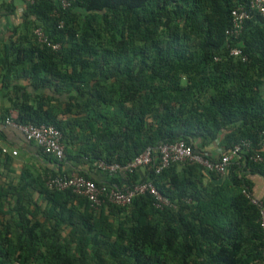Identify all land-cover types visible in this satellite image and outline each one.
Returning <instances> with one entry per match:
<instances>
[{
    "label": "trees",
    "instance_id": "16d2710c",
    "mask_svg": "<svg viewBox=\"0 0 264 264\" xmlns=\"http://www.w3.org/2000/svg\"><path fill=\"white\" fill-rule=\"evenodd\" d=\"M67 2L0 0V21L16 15L0 32V122L13 110L63 145L61 160L38 147L18 171L0 150V264H264V19L252 0ZM175 143L212 163L241 152L223 176L189 160L161 168L160 147ZM147 149L146 166L99 168ZM72 175L103 190L98 205L47 185ZM141 185L165 203L149 189L126 205L106 196Z\"/></svg>",
    "mask_w": 264,
    "mask_h": 264
},
{
    "label": "built area",
    "instance_id": "2783aa9c",
    "mask_svg": "<svg viewBox=\"0 0 264 264\" xmlns=\"http://www.w3.org/2000/svg\"><path fill=\"white\" fill-rule=\"evenodd\" d=\"M26 2L33 3L35 0H25ZM61 3L63 8H66L69 3L67 0H57ZM251 8L256 9L264 19V0H252ZM234 28L232 32H237L238 27L242 19L247 18L245 11L239 13L234 12ZM35 35L39 41H43L44 37L40 30L35 31ZM56 46L54 47V49ZM230 54L233 57H239L241 52L238 49H232ZM17 115H10L5 118L0 125L2 127H9L19 131L25 138L36 143V145L43 149L44 153L53 155L57 160L63 158V145L61 144V134L57 129L52 126H33V125H21L16 123ZM247 147V144H243ZM0 150L2 153H8V150L2 146L0 138ZM241 152V148L237 145L233 150L222 156L219 161L212 163L207 158L199 155H194L190 147L184 143H175L173 145H164L160 147L161 154V168L167 167L169 163L182 162V161H193L206 167L208 170L214 171L220 176L225 175L230 161ZM12 155H16L15 151L11 152ZM152 160L151 151L147 149L143 154L138 156L131 164L121 168L118 165H104L99 164V168L106 170L109 173H114L123 169H134L136 167H142L148 165ZM259 156L254 157V161H259ZM160 168V169H161ZM159 171V170H158ZM49 188H56L59 190L72 189L75 193L88 198L93 204H99V195L103 190L98 189L93 181L86 180L82 177L71 176L69 178H55L50 179L47 182ZM150 194L156 195L158 201L165 203V201L157 195L156 191L150 185L136 186L132 190H128L125 193L119 190H111L106 194L108 201L115 205H126L131 202V199L138 193H142L148 190ZM251 202L257 206H260L257 200L251 199ZM261 227L264 230V212L261 211Z\"/></svg>",
    "mask_w": 264,
    "mask_h": 264
},
{
    "label": "crops",
    "instance_id": "0c3cea01",
    "mask_svg": "<svg viewBox=\"0 0 264 264\" xmlns=\"http://www.w3.org/2000/svg\"><path fill=\"white\" fill-rule=\"evenodd\" d=\"M18 8H19L18 10H20V6H18ZM15 16L12 18H9V20L3 19L0 21V32L6 31L7 29L6 27L9 26L10 23L12 22L15 23V20H16ZM17 16H19V13ZM20 84L25 88V90L28 93L32 95L34 94V91H32L30 86H28V82H22ZM0 89H1V86H0ZM47 94L49 95L48 92ZM8 107H9V102L5 97H3L2 91L0 90V116L2 115L3 109L8 108ZM10 115L16 116L17 113L13 110H10L8 116ZM0 134H2L0 137L2 146L8 150V153H11L12 151H15L17 153L16 155L17 159L15 158L12 162V169H15L18 171V167L22 163L23 159H29V157L36 156L37 151H38V146L36 145V143L25 138V136H23V134H21L19 131L9 128V127H2L0 125ZM261 189L262 191L264 190L262 187Z\"/></svg>",
    "mask_w": 264,
    "mask_h": 264
},
{
    "label": "rangeland",
    "instance_id": "374dc122",
    "mask_svg": "<svg viewBox=\"0 0 264 264\" xmlns=\"http://www.w3.org/2000/svg\"><path fill=\"white\" fill-rule=\"evenodd\" d=\"M258 183V185L260 186V185H263V183L262 182H257ZM259 193H260V191H259Z\"/></svg>",
    "mask_w": 264,
    "mask_h": 264
}]
</instances>
